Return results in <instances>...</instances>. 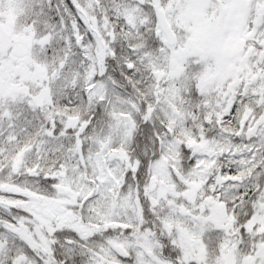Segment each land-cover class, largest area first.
I'll use <instances>...</instances> for the list:
<instances>
[{"label": "snow or ice", "instance_id": "obj_1", "mask_svg": "<svg viewBox=\"0 0 264 264\" xmlns=\"http://www.w3.org/2000/svg\"><path fill=\"white\" fill-rule=\"evenodd\" d=\"M0 264H264V0H0Z\"/></svg>", "mask_w": 264, "mask_h": 264}]
</instances>
